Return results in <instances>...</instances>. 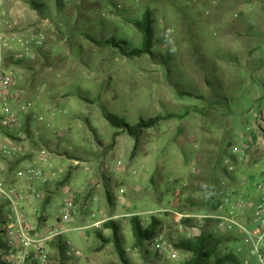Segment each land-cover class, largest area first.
I'll return each instance as SVG.
<instances>
[{"label": "rangeland", "instance_id": "rangeland-1", "mask_svg": "<svg viewBox=\"0 0 264 264\" xmlns=\"http://www.w3.org/2000/svg\"><path fill=\"white\" fill-rule=\"evenodd\" d=\"M30 1L0 0L3 30L13 43L31 34L48 40L22 65L12 56L6 61L22 76L17 102L31 103L30 112L42 118L30 119V136L25 131L21 144L28 150L40 146L55 172L46 191L50 202L39 211L46 225L60 218L64 189L78 206L61 243L81 255L61 253L57 242L50 264H124L112 242L98 247L97 232L109 238L111 231L92 226L113 214L127 264H183L190 255L174 245L199 229L180 227L183 220L176 214L189 212L174 206L185 186L197 190L194 196L203 195L198 189L206 187L203 180L221 152L228 153L224 163L237 176L230 191L248 201L264 199V132L258 124L264 111V0H33L44 4L40 10ZM145 11L153 21V56L124 55L105 43L113 37L127 53L139 48L142 34L133 23ZM104 112L130 125L158 114L174 117L144 129L132 156L133 139L117 131ZM72 157L83 160L76 166ZM94 180L100 183L87 195L84 187ZM61 181L62 190L56 187ZM155 210H161L155 216L162 221L155 236L172 245L175 260L151 241L134 247L126 215ZM214 234L225 238L219 256L233 252L238 264H252L240 235Z\"/></svg>", "mask_w": 264, "mask_h": 264}, {"label": "built area", "instance_id": "built-area-1", "mask_svg": "<svg viewBox=\"0 0 264 264\" xmlns=\"http://www.w3.org/2000/svg\"><path fill=\"white\" fill-rule=\"evenodd\" d=\"M47 44L48 40L40 34H31L13 43L3 30L0 20V239L3 244L0 260L4 264H50L52 244L61 242L62 236L70 231L68 224L72 222L78 208L71 190L64 189L66 197L61 216L53 226L48 227L47 221L40 220L35 212L38 210L37 204L44 201L45 187L55 172L51 167L37 165L30 160L22 161L17 167L13 165L15 157L23 150L18 140L24 138L25 118L30 117L37 122L42 118L30 112L31 103L17 102L22 76L6 61L10 56L15 61L32 59L35 51L43 49ZM46 127H50V124H46ZM5 130L12 132L15 138L3 133ZM45 160L43 154L38 157L40 163ZM252 185L258 190L263 189L260 184L253 182ZM31 210L33 215L29 214ZM160 212L129 213L126 217L139 216L142 221H146ZM176 215L179 222L184 219L193 222L214 220L215 231L234 232L242 237L249 248L248 255L253 260L252 264H264V199L248 201L229 191L211 212ZM180 227L185 228L183 225ZM150 241L160 254L166 252L170 259H177V251L163 235L154 236ZM66 243L71 245L69 240ZM63 249L67 256L81 255L77 250L67 252Z\"/></svg>", "mask_w": 264, "mask_h": 264}, {"label": "trees", "instance_id": "trees-1", "mask_svg": "<svg viewBox=\"0 0 264 264\" xmlns=\"http://www.w3.org/2000/svg\"><path fill=\"white\" fill-rule=\"evenodd\" d=\"M30 4L34 10H40L44 7L43 3H38L33 0L30 1ZM133 24L134 27L142 34V42L139 48H136L132 50L130 53H127L125 52V49L122 46V44H117L113 37L106 40L105 43L109 45H113L114 47L119 49L120 52L124 55L153 56V52H152L153 21L150 17V12L145 11L142 19L134 21ZM15 63L22 65L24 61H17ZM206 83L207 85H212L209 81H207ZM214 87L221 90V92L223 90V87L219 83H217V85ZM181 95L192 97L191 94L184 92L181 93ZM219 99H221V101L224 102L225 106H227L229 100L227 96L222 95ZM194 112L199 113L201 115H206L205 111H202L198 108H196ZM187 114L188 112L187 113L185 112L184 114L179 115L177 117L183 119L184 117L187 116ZM104 117L114 128L117 129V131H122L133 139L134 144L131 152V155L133 156L135 154V151L137 150L139 138L142 134V131L144 129L154 127L164 119L172 118L174 117V115L158 114L146 120L140 118L139 121L134 125H130L123 118L108 112H104ZM29 127H30V117H26L24 120V132L25 131L27 132V136H30ZM3 133L15 138L13 134L9 131L5 130L3 131ZM117 133L118 132L114 133L112 143L115 142V138L118 135ZM227 156H229L227 152L225 154L221 152L220 155L216 158V161L211 169L209 176H206L205 178L206 181L203 180L205 182L206 187L201 190L198 189V191L203 193V195L194 196L193 189L195 190V188L193 187L185 186L182 188V193H181L182 198L177 199V204L176 206H174L178 209L179 212L207 213L215 209L217 202L227 192L231 190L230 189L232 187L231 184L237 181V176L235 172L233 170L231 171L230 167L224 163L227 160L226 159ZM232 158L233 156H231L229 160L231 162H234ZM218 171L220 175L216 174V172ZM154 178L155 175H153L150 178V183L153 186H155ZM222 179L224 180L221 181ZM62 185H64L63 181L57 183V186H62ZM195 191L197 192V190ZM231 193H235V192H231ZM106 200L110 205L112 204V198L109 191H106ZM44 201L46 202L48 201L47 195H45ZM41 219L42 218H40V220ZM129 222L131 225V231L134 238L135 248L143 247V245L151 238H153L158 233L159 229L162 227V221L156 216H152L150 218V222L146 227L144 226V223L141 217L139 216H130ZM183 224L186 230H191L193 227L199 229L198 235H193L191 238L180 240L174 245L176 250L181 251L183 253H188L190 255L189 259H187L183 264H238L239 263L236 255L233 252L230 254L219 256V248L221 243L225 241V238H219V237L217 238L215 236L214 220L205 219L202 220L201 222H193L192 220L184 219ZM103 227L105 229H109L112 233V236L106 238L102 235L101 232H97L96 236L101 240L99 249H102L103 247H105L106 244L112 242L114 244L115 249L121 256V260L123 261V263L127 264V261L122 257L124 251L121 248V238L118 235L119 225L113 219H110L103 223ZM57 242L59 243L58 248L60 252L63 253L64 249L61 245V242L60 241ZM57 242H54L52 244V247L56 245ZM2 247L3 244L0 239V248ZM0 264H4V263H2L0 260Z\"/></svg>", "mask_w": 264, "mask_h": 264}, {"label": "crops", "instance_id": "crops-1", "mask_svg": "<svg viewBox=\"0 0 264 264\" xmlns=\"http://www.w3.org/2000/svg\"><path fill=\"white\" fill-rule=\"evenodd\" d=\"M260 121L262 122L263 120H264V111H260ZM261 122L260 123H258L259 125H260V128L263 130V132H264V129L261 127ZM12 133V132H11ZM13 134V133H12ZM25 138H23V139H20V140H18L19 141V143H20V145L23 147V150H22V152L20 153V154H18L16 157H15V161L13 162V165L14 166H20L21 165V162L22 161H24V160H30V161H33L35 164H37V165H42V166H44V167H51L52 168V165H51V163H50V161H49V158H48V156H47V154L43 151V150H41L40 149V146H38V145H34L33 144V146H32V149L31 150H28L27 149V147L26 146H24V145H22L21 144V142H22V140H24ZM41 154H43L44 155V157H45V162H42V163H40L39 161H38V157L41 155ZM57 157H59V158H62V156H57ZM72 159L74 160V162H75V165L76 166H78L79 165V163L83 160L82 158H78V157H72ZM56 183V182H55ZM58 183V182H57ZM99 183H100V181L99 180H94V181H91L89 184H87L84 188H86V191H87V195L88 194H93L95 191H96V189H94V185H95V187H97L98 185H99ZM64 185H62V186H57V184H56V187L57 188H61V190L64 188L63 187ZM49 187H51V183H49L46 187H45V191H47V192H49V190H47V189H49ZM51 189V188H50ZM58 189V190H59ZM50 191H52V190H50ZM106 191H109V190H106L105 189V194H106ZM57 192V190H55V193ZM46 194V193H45ZM54 195V194H53ZM247 195H249V193H247ZM117 198V197H116ZM50 201H43L42 203H39V204H37V206H38V210H37V212H35L36 213V215L39 217V218H42V220H46L47 221V217L44 215V214H40L39 213V211H40V208H41V206H44L45 204H47V203H49ZM113 202V201H112ZM112 208H114V207H112ZM29 214L30 215H33L34 213H33V211L31 210V211H29ZM116 216L117 215H111V216H109V217H107V218H103V219H101L100 221H97V222H95L94 224H92V226H94L95 228H100L101 226H103V223L105 222V221H107V220H110V219H113L114 220V218H116ZM38 218V219H39ZM97 231H99V230H97ZM101 231V230H100ZM104 231H110L109 229H105L104 227H103V232ZM100 246V245H99ZM98 246V247H99Z\"/></svg>", "mask_w": 264, "mask_h": 264}]
</instances>
